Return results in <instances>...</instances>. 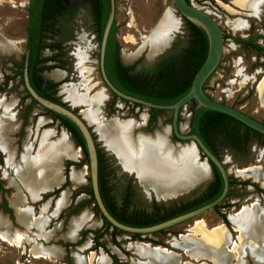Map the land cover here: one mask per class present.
Here are the masks:
<instances>
[{
    "label": "rangeland",
    "instance_id": "1",
    "mask_svg": "<svg viewBox=\"0 0 264 264\" xmlns=\"http://www.w3.org/2000/svg\"><path fill=\"white\" fill-rule=\"evenodd\" d=\"M188 1L210 14L218 23L222 33L228 36L223 39L220 61L206 84L205 91L215 100L233 105L264 123V53L258 55L255 50L244 48L233 39V37H250L264 47V0L259 7L255 8L240 6L238 4L239 0ZM115 2V34L122 59L129 61L127 63L151 64L159 55L170 49L178 50L186 43V25L172 0H115ZM28 3L29 0H0V37H2L0 38V51L3 52L0 53V85H2L5 75L12 77L4 90L0 92V101L2 102L0 111L6 113L3 114L5 118L14 120L13 122L17 120L20 125H23L16 132V139H13L16 145L21 147L28 144L30 152L35 155L40 150L39 146L44 130L49 129L52 134L55 130L58 131V134L65 132V130H63V126L58 124V120H54L46 109L38 104L32 103L29 108H26L29 105L26 104L30 102V98L25 94L20 77L16 74L20 71L19 64L25 52ZM166 13H171L179 21L178 29L168 36L167 43L161 49L150 52L148 45L145 43V37L160 23ZM239 23H241L240 26H238ZM56 26H59V31L55 32L50 29L47 32L45 42L49 44L59 41L61 49L57 51L44 48L41 51V56L49 60V68L52 69L49 75L51 76V72L58 73L57 77H51L57 81L58 86L55 96L61 102L83 115L81 109H86L87 106L84 104L74 105L67 98L64 91V86L73 84L72 86L76 87L78 93H85L84 95L88 98L99 93L106 96L99 115V118L103 121H109L112 117H116L119 120L131 118L140 122L144 115L145 119L144 123L141 124L142 126L137 125L135 127H141L142 130L150 132L168 129L171 111L164 110L159 113L155 118V123L150 127L151 114L149 109L143 107L133 108L131 104H126L120 99L113 100V96L104 88L98 71V39L94 32L88 7H78L75 12L66 16ZM160 52L162 53L157 55ZM54 55H56V58H54ZM190 114V105L187 104L180 111V129L183 132L189 129L188 116ZM1 115L0 123L6 125L5 118ZM87 122L90 123V130L96 147L108 163L109 178L114 186L117 199L121 198L124 189L127 187L131 192V206L150 209L153 201L167 205L171 202L186 200L199 194L204 189L202 187L212 178L207 180L209 174L208 178L205 179L207 181L203 180L196 185L194 184L186 191L169 196L170 198H157L151 189L145 188L139 182L134 172L127 171L121 166L112 149L100 136L96 122L89 120ZM185 122H187L186 127L182 128L181 126ZM133 132L132 130V134ZM67 135L70 138L69 140L75 143L69 132ZM50 139L53 140L54 137ZM47 140H49L48 137ZM73 143L72 146L76 152H74L71 159L66 158L63 161L65 180L61 185L55 187L52 191L43 193L39 200L35 202L29 200L26 202L25 200V204L23 203L21 206L23 208L28 204L31 206L32 214H39L40 218L43 213L48 217L43 232H51L53 236L45 240L43 237L33 240L31 234L35 232H29L21 223L19 217L15 216L14 210L10 208L9 201L12 194L14 192L20 193L21 190H18V182L10 179L3 172V169L6 168L5 154L0 151V231L3 234L12 235L20 232L29 238V241L24 240L19 244L15 240L9 244L0 239V264H97L100 256L107 257L108 264H112V255L116 258L115 264H162L160 261L153 260L150 262L149 260L148 254L153 251L152 248L155 246L170 251L167 255L174 257L178 262L177 264H264V254L262 258H254L250 254L252 251L251 242L254 241L257 246L262 247L264 236L250 237L249 230L252 227L254 230L251 220L246 222V226L243 224L241 228L229 219L230 215L240 209H251L252 204L255 202H257V205L253 212L256 214L259 207L261 213L264 214V185L261 183L264 180V143H261L260 139L250 141L245 152H235L227 148L219 150V156L228 171L229 177L235 181L231 186L230 195L223 200L218 211L210 209L194 218L167 228L165 233L139 234L141 237L159 241L160 244L157 245L149 241L132 239V233H125L120 230L112 234V227L105 229L100 211L96 212L93 209L95 203L84 202L90 198V195L85 191V188L90 186L89 169L88 164L81 162L83 153L80 147L77 145L75 147ZM176 145L172 144V146ZM198 159L203 160L199 153ZM68 161L76 164H68ZM243 168L249 169L240 172L239 170ZM73 169L80 170L82 175L78 183H74L70 178ZM239 181H246L248 184L241 185L238 183ZM255 184L263 189V192L259 191L254 186ZM64 192L67 195V204L58 211L56 216L52 215L56 200L62 197ZM83 211L90 213L92 221H99L98 226L90 227L88 225L82 227L75 240H64L62 237L67 232L70 221ZM220 214L225 216L226 222ZM198 224L204 225L207 233L216 226L224 228L227 233L225 237L227 241L225 240L224 243H226V248L229 249L234 244L237 247L240 245V241L244 239L246 243L242 246L241 251L236 253V250L235 252L237 258L234 253H230V257L226 262L217 261V258L221 256V251L213 252L205 248L206 245L203 242L206 239L205 234L195 230V226ZM24 230H27V232ZM241 230L244 231L243 235ZM180 234L185 235V237L180 238ZM181 239H187L195 246L199 245L202 248L200 252L204 256L200 259L194 258L193 255L185 251V241L183 242ZM134 242L148 243V245L141 248L135 245ZM38 243L45 247L60 246L63 249L61 258L56 260L53 257L51 259L32 257L29 252L32 246L37 245L36 250L41 251L42 254L44 253L43 250H40L41 245ZM262 248L264 249V246ZM225 252L228 254L226 249ZM74 255H77L76 261Z\"/></svg>",
    "mask_w": 264,
    "mask_h": 264
},
{
    "label": "trees",
    "instance_id": "2",
    "mask_svg": "<svg viewBox=\"0 0 264 264\" xmlns=\"http://www.w3.org/2000/svg\"><path fill=\"white\" fill-rule=\"evenodd\" d=\"M81 6L88 7L91 17L98 26L99 43L110 9L109 0H29L27 7L25 52L23 53L22 61L19 64L20 71L16 74L19 75L22 80L24 61L26 60L29 81L34 90L40 96L61 103L62 105L66 104L61 102L59 98L54 95V91L50 90L48 87H40L39 83L37 81L33 82L32 78L35 73V65L40 61L39 56L41 55V51L44 48L55 49L57 51L61 49V43L59 41L49 44L45 42L47 32L50 31V29L58 32L59 26L57 27L56 25ZM182 19L185 22L187 30L186 43L178 50L171 49L159 55L151 64L138 66L137 63L132 65H123L119 63V66L115 71L114 67L108 61L107 55L105 72L111 83L125 94L156 104H172L185 95L191 87V82L196 71L206 57L208 41L205 32L200 27L185 18ZM115 30L114 19L107 40V51L108 49H112L114 44H117V47L119 48ZM227 37V35L223 34V39ZM233 39L244 48L255 50L258 55L264 53V47L259 43H256L250 37H233ZM54 58H56V55H54ZM212 74L213 73H211L203 83L202 88L204 91ZM10 79H12L11 76H4V81L2 85H0V92L4 90ZM53 85L55 86L57 84L54 83ZM115 99L119 98L113 94V100ZM122 101L126 104H131L133 108L142 107L137 103H130L125 100ZM35 102V100H32V103ZM188 104L190 105L191 111L189 124L190 133L198 135L209 150L219 159H221L219 156L220 149L227 148L235 152H245L247 151L248 143L253 139H260V142L264 143L263 134L244 125L233 117L219 111L199 106L194 100H191ZM46 111L54 120H59L60 125L65 127L71 134L76 145L80 146L83 153L81 162L88 164V155L84 138L78 127L65 116L48 109H46ZM163 111L164 110L162 109L150 108V122L155 120L156 116ZM178 120H180V115ZM169 121L171 122V117L169 118ZM97 156L98 187L102 201L109 213L116 220L129 226H150L188 212L211 202L220 195L223 189L221 174L217 167L210 162L212 179L199 194L186 200L171 202L167 205L153 201L150 205V209L131 206V192L127 187L124 189L121 198L117 199L114 193V186L110 182L108 163H106L98 148ZM67 163L76 164L71 161H68ZM234 183L235 181L230 178L229 190L226 197L230 195L231 186ZM238 183L241 185L248 184L246 181H239ZM254 186L259 191L263 192V189L257 187L258 185L255 184ZM85 191L90 195V198L84 202L95 203L91 186L86 187ZM222 202L215 205L213 209L218 211L222 206ZM93 209L96 212H99L96 204H94ZM221 216L226 222L225 216L223 214ZM103 225L105 229L112 227V234L120 231L116 227L111 226L105 218H103ZM166 231L167 229H163L154 234L165 233ZM131 238L141 241H149L154 245L160 244L159 241L148 237H141L137 233H132ZM111 258L113 261L112 264H115V256L112 255Z\"/></svg>",
    "mask_w": 264,
    "mask_h": 264
},
{
    "label": "bare ground",
    "instance_id": "3",
    "mask_svg": "<svg viewBox=\"0 0 264 264\" xmlns=\"http://www.w3.org/2000/svg\"><path fill=\"white\" fill-rule=\"evenodd\" d=\"M262 1L263 0H239L238 4L246 8H255L259 7ZM240 25L241 23L238 24V26ZM178 26L179 21L175 19L171 13H166L160 23L156 25L145 37V43L148 45L149 51L155 52L161 49L167 43L168 36L173 31H176L178 29ZM51 76L57 77L58 73L51 72ZM72 85L64 86V91L67 94V98L73 104L80 102L87 104V108L83 111V115L88 120L96 118V116L100 112L101 105L106 99V96L99 93L88 98L86 95H84L85 93H78L76 87ZM0 104H2L1 101ZM10 113L13 114V112L11 111ZM186 124L187 122L182 124L181 127H186ZM134 128L135 127H132L131 121L114 120L109 125L97 127V130L99 131L100 136L104 139L108 147L112 149L121 166L127 171L134 172L138 177L139 182L145 188L151 189L157 197H168L180 193L181 191H186L194 184H197L199 181L204 180L209 176V165L205 159H198V150L193 142L172 146V144L168 141V129H163L159 132L156 131L153 135L138 132L137 135L134 136L132 134V130ZM50 133H52V131L49 129L43 131L39 146L40 150L35 155L31 154L32 156L29 159L31 166L33 168H37L39 174H41V171L45 169V167L48 166L49 163L53 162L54 159H57L64 155L72 158L74 156V152H76L66 132H62L54 142H50L49 140H47V137ZM1 146L5 147V144L1 142ZM29 149L30 146L27 147L28 154L30 153ZM248 169L249 168H243L239 171L244 172ZM81 177L82 175L80 173V170H72L70 178L74 183H78L81 180ZM30 179L31 181H34L32 173ZM39 183L42 182L40 181ZM261 183L264 185V180H262ZM40 185L41 187L43 186V184ZM256 205L257 202L252 204L251 209L248 208L249 210H246L245 208H243L229 216V219L241 228L243 224L246 226V222L251 220V225L254 226V230L252 227V229L247 232L252 238L264 236V214L261 213V208L259 207L257 208L259 213L257 212L255 214L253 212V209L256 207ZM38 219L39 215L33 217L34 222L38 221ZM84 219H86L85 216L80 217L79 220H74L73 224L75 226H78ZM241 233L243 235L244 231H242ZM211 235V239L207 238L208 236L205 235L206 239L203 240V242L207 243L205 245L209 250H212L213 252L221 251V256L217 258V261L219 260L222 262H226L228 257H230V253H234L235 257L237 258L236 253L240 252L242 246L246 243V241H244L243 239L240 241V245L237 244L238 246L236 247V245L234 244V246L229 249L226 248V243H224L225 240L227 241V238L225 239L227 233L224 229L218 230L215 228L214 230H212ZM22 237V234L17 233L14 239H12L9 234H3L0 231V239L8 242L9 244L13 243L14 240L19 244ZM180 237H185V235H181ZM183 242L187 246L201 249L199 245L195 246L187 239H183ZM134 243H136L135 245L141 248L148 245V243L143 242ZM251 244L253 253L257 257L261 258V252L264 251V249L262 248L264 244H262V247L257 246L256 242L254 241H252ZM36 249L37 245L32 246L29 249L32 257H43V254L40 253L41 251L38 252ZM225 249L228 254H226ZM152 250L153 252L150 251V253L148 254V257L152 259V261H160L162 264L178 263L174 257L167 255L168 253H170V251H168L167 249L155 246L152 248ZM98 258L100 259L97 264H103L108 261V258L105 256H100Z\"/></svg>",
    "mask_w": 264,
    "mask_h": 264
},
{
    "label": "water",
    "instance_id": "4",
    "mask_svg": "<svg viewBox=\"0 0 264 264\" xmlns=\"http://www.w3.org/2000/svg\"><path fill=\"white\" fill-rule=\"evenodd\" d=\"M109 1H110V9L100 39L99 58H98L99 71L104 83V88L108 90L110 94L112 95L115 94L120 100H125V101H129L130 103L140 104L143 108L146 109L156 108V109L171 111V115H170L171 122L168 125V130H169L168 141L174 145L176 144L183 145L187 142H193L198 150V153L202 156L203 159L207 161L208 165L210 166V169H212L210 162H212L217 167L223 180V189L217 198H215L214 200H212L211 202L205 205H202L193 210H190L188 212L182 213L180 215H177L175 217L169 218L165 221L150 226L136 227V226H129L119 222L109 213V211L107 210V208L105 207L102 201L99 192L97 147L88 123L85 121V119L80 114V112L79 113L75 112L72 109V107L62 105L61 103L48 100L38 95L28 82V71H27L26 61L24 64L25 66L23 68L24 84L31 97L36 100L39 106L65 116L70 121H72L81 132L84 138L87 155H88L90 186L92 189V194L95 200V204L97 205L100 211L101 217L105 218V220H107L111 224V226L116 227L117 229L125 233H137L140 235H149L154 232L167 229L173 225L194 218L210 209H213L215 205L220 204L226 198L227 192L229 190L230 177L227 169L225 168L223 161L209 150V148L204 144V142L201 140V138L198 135L194 133H190V128L186 132H183L180 129V121L178 119H179L180 111L184 106H186L191 100H194L199 106L225 113L263 135H264V123L255 119L251 115L246 114L245 112L241 111L236 107L215 100L203 90L202 88L203 83L209 77V75L214 72L215 68L217 67L220 61L222 55V49H223V33L218 23L210 14L200 9L199 7L193 5L187 0H172V1L176 7V10L181 15V17L187 19L188 21L200 27L205 32L208 41V49H207L206 57L203 63L200 65L199 69L196 71L192 79L191 87L189 91L185 95H183L180 99H178L176 102L172 104L163 105V104L152 103L125 94L124 92L117 89L108 79L104 69V55H105L107 39L111 30V26L115 19V10H116L115 0H109ZM161 53L162 52L158 53L157 55ZM190 116L191 114L188 116L189 118L188 124H190ZM135 121L137 122V120ZM138 126H142V125H138ZM133 131H134L133 134L134 133L137 134L138 132H140L149 135H152L155 132L154 130L152 132L144 131L141 129V127H135ZM172 136L175 137L176 141L173 142L171 140ZM205 186H203L202 188H204Z\"/></svg>",
    "mask_w": 264,
    "mask_h": 264
},
{
    "label": "crops",
    "instance_id": "5",
    "mask_svg": "<svg viewBox=\"0 0 264 264\" xmlns=\"http://www.w3.org/2000/svg\"><path fill=\"white\" fill-rule=\"evenodd\" d=\"M0 38H2V37H0ZM0 53H3V52L0 51ZM5 54H7V53H5ZM82 104H84V105L87 106V104H85L83 102L74 103V105H82ZM0 110H1V108H0ZM84 110L85 109H81V113L82 114H83V111ZM4 113H5L4 111L3 112L0 111V114H2L1 116H3V118H5L4 115H3ZM99 115H100V112L98 113V115L96 116V118H92V119L89 120V121L96 122V124H97L96 127H103L104 125H109L114 120L115 121L118 120L116 117H113L109 121H103V120H101V118H99ZM82 116L85 119V121L87 122L88 119L85 118L84 115H82ZM143 116H142L143 119L140 122H138V121L136 122V121H134L131 118L126 119V120H118V121H131L132 122V127H135L137 125H141V124L144 123L145 116L144 117ZM5 121H6L5 123H7L6 125H4V123H0V125H1V127H0V151L5 154L4 162H5V166H6V168H4L6 171L3 169V172H5V175H7L10 179H14L15 181H17L18 182V185H19L18 190H21L20 193L19 192H14L12 194V196L10 198V201H9V206H10V208H12L14 210L15 216L19 217V219H20L21 223L23 224V226H25L26 229H28L29 232L30 231L31 232H33V231L35 232V233H32L31 234L33 240L37 239L38 237H43L44 240L45 239H50L53 236L51 234V232L50 233L49 232L48 233L47 232H43V229H44V227H45V225L47 223L48 217L42 213L41 218H39L38 221H35L36 222L35 223L33 221V217L34 216H38L39 214L38 215L32 214L31 206L28 205V204H27V206H25L23 208L21 206L25 202V200H26V202H27V200L32 201V202H35V201L39 200V198L41 197V195L43 193L52 191L55 187H59L61 185V183L65 180V177H64V174H63V161L66 158H70V157H67V156L64 155V156H61V157H59L57 159H54L53 162L49 163L48 166H46L45 169H43L41 171L42 173L39 174L38 169L35 168V167L33 168L31 166L30 161H29V159L32 156L31 155L32 154L31 152L28 154L27 147L29 145L26 144V145L22 146L23 147L22 148L21 146L16 145V143L14 141V139H16L15 138V134H16V132L19 131V129H20V127H21L22 124L20 125L17 122V120H15V122H13L14 120L12 121L11 119H8V118H5ZM100 121H101V123H100ZM0 122H1V120H0ZM87 123L90 126V123L89 122H87ZM60 133L58 134V131H56V130H55L54 134L50 133L48 135L49 141L50 142L56 141L57 140V137L60 136ZM51 137H54V139L51 140L50 139ZM1 142L5 144V147L4 148L1 147ZM72 143H73V141H72ZM73 145L75 146L74 143H73ZM20 148H22V149H20ZM29 155H30V157H29ZM209 172H210L209 173L210 176H209V178L207 177L208 179L206 178L207 180H209L212 177L211 176V173L212 172H211L210 166H209ZM31 173L33 174L34 181L33 180L31 181V179H30ZM59 174H60V176H59ZM56 180H58V181H56ZM207 180H205V181H207ZM40 181L42 183H39ZM202 181L203 180L199 181L198 183H200ZM40 184H43L44 187L43 186L41 187ZM207 184L208 183H206V185ZM177 194H179V193H177ZM157 198L165 199V198H170V197L168 196V197H157ZM67 202H68L67 195L64 192V193H62V197H59L56 200V202H55L56 203L55 204V209H54L52 215H55L56 216V214L58 213V211L63 206H65L67 204ZM83 215H85L86 219H84L83 221H81V223L78 226H75L73 224L74 223V220L75 221L77 219L79 220L80 217L83 216ZM5 220L7 221V219H5ZM32 221H33V223H32ZM98 224H99V221H92L91 216H90V213L88 211H83L80 215L74 216L72 218V220L70 221V223H69V225L67 227L68 230L65 233V235H63L62 238L64 240H70V241L71 240H75L78 237V233H79L80 228L85 227V226H88V225L90 227H96V226H98ZM204 228H205L204 225H196L195 226V230L204 233L205 235L208 236L207 238H209V239L212 238V235H211L212 234V230H214L215 228L218 229V230H223L224 229V228H222L220 226H216V227L212 228L211 230H209V233H211L209 235V233L207 234V232H205L207 230L204 229ZM24 231L27 232V230H24ZM17 233H20V232H17ZM17 233H15L13 235L12 234H9V236L12 239H14V237H15V235ZM20 234H22V236H23L22 239H21V242H23L24 240L29 241V238H27L26 235H24L23 233H20ZM181 240H183V239H181ZM38 244L41 245V250H43V252H44L43 253V257H41V258L46 257L47 259H51V257H53L56 260L61 258L62 254H63V249L60 248V246L53 245V246H46L45 247V246H42L41 243H38ZM205 244H207V243H205ZM205 248H207V247H205ZM185 249H186L185 251H187L191 255H193L194 258L200 259L201 257L204 256L200 252V249H196V248H194L192 246H187L186 245L185 246ZM250 254L254 258H260V257H257L253 253V251H251ZM263 254H264V251L261 252V258L263 256ZM29 256H31V255H29ZM76 256L77 255H74L75 261H76ZM149 260H150V262H152V259H149ZM108 263L109 262L107 261L104 264H108Z\"/></svg>",
    "mask_w": 264,
    "mask_h": 264
},
{
    "label": "flooded vegetation",
    "instance_id": "6",
    "mask_svg": "<svg viewBox=\"0 0 264 264\" xmlns=\"http://www.w3.org/2000/svg\"><path fill=\"white\" fill-rule=\"evenodd\" d=\"M92 18V17H91ZM92 23H93V26H94V32H95V35H96V38L98 39V26L96 24V22L94 21V19L92 18ZM108 40V39H107ZM100 44V42L98 43V45ZM107 45V44H106ZM171 50V49H170ZM108 52V54H107ZM107 55H108V61L110 62V64L114 67V70L116 71V69L118 68L119 66V63L123 64V65H132L134 63H127L129 61H124L122 59V56H121V53H120V46L119 48L117 47V44H114L113 48L112 49H108L107 51V48L105 49V55H104V69H105V61L107 59ZM40 57V61L37 62V64L35 65V73H34V76L32 78L33 82L37 81L39 83V86L40 87H48L50 90L54 91V95L56 94V90H57V86L58 85H53L54 83H57V81L51 77L49 74H50V71H52V69L49 68V64H48V61L46 58L42 57L41 55L39 56ZM98 58H99V51H98ZM26 61V60H25ZM25 61H24V64H25ZM137 65L139 66V64L137 63ZM25 66V65H24ZM23 66V68H24ZM49 69V71H48ZM98 71H99V62H98ZM48 74V75H47ZM99 74H100V71H99ZM49 76V77H48ZM20 77V76H19ZM101 77V75H100ZM20 80H21V77H20ZM101 81L103 82L102 80V77H101ZM28 82L30 84V81H29V77H28ZM21 83H22V88L24 89V92L27 96H29L30 98V102L27 103L26 105V108L32 104V100H35L31 97V95L29 94L27 88L25 87V84H24V77H23V72H22V80H21ZM104 84V83H103ZM31 86V84H30ZM6 87V86H5ZM32 87V86H31ZM33 88V87H32ZM34 89V88H33ZM108 91V90H107ZM36 92V91H35ZM109 92V91H108ZM37 93V92H36ZM110 93V92H109ZM38 94V93H37ZM39 95V94H38ZM112 95V94H111ZM113 96V95H112ZM36 101V100H35ZM61 101V100H60ZM37 104V102H35ZM66 106H68L66 104ZM70 107V106H68ZM46 109V108H44ZM74 110V109H73ZM77 112V110L75 111ZM155 123V120L151 121L149 126L151 127V125H153ZM58 124L60 125L59 123V120H58ZM62 126V125H60ZM21 127H23V125H21ZM190 128V127H189ZM64 130L68 133L67 129L64 127ZM70 134V133H69ZM71 135V134H70ZM72 137V136H71ZM73 139V138H72ZM171 140L174 142L176 141V139L174 138V136L171 137ZM75 142V141H74ZM75 146H76V143H74ZM80 147V146H79Z\"/></svg>",
    "mask_w": 264,
    "mask_h": 264
}]
</instances>
